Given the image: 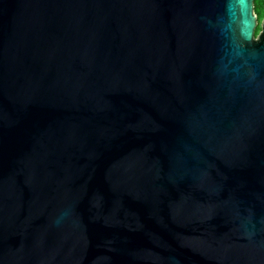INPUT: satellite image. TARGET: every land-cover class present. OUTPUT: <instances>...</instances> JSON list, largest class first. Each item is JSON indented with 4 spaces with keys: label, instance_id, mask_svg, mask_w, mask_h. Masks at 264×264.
Here are the masks:
<instances>
[{
    "label": "water",
    "instance_id": "1",
    "mask_svg": "<svg viewBox=\"0 0 264 264\" xmlns=\"http://www.w3.org/2000/svg\"><path fill=\"white\" fill-rule=\"evenodd\" d=\"M232 3L0 0V264H264V25L239 53Z\"/></svg>",
    "mask_w": 264,
    "mask_h": 264
},
{
    "label": "clouds",
    "instance_id": "2",
    "mask_svg": "<svg viewBox=\"0 0 264 264\" xmlns=\"http://www.w3.org/2000/svg\"><path fill=\"white\" fill-rule=\"evenodd\" d=\"M233 10L235 14L231 17L228 30L233 46L242 54L246 44L258 37V29L264 25V20L257 16L254 0H233L230 12Z\"/></svg>",
    "mask_w": 264,
    "mask_h": 264
},
{
    "label": "rangeland",
    "instance_id": "3",
    "mask_svg": "<svg viewBox=\"0 0 264 264\" xmlns=\"http://www.w3.org/2000/svg\"><path fill=\"white\" fill-rule=\"evenodd\" d=\"M254 5L257 16L264 20V0H254ZM260 31L261 27L258 29V34Z\"/></svg>",
    "mask_w": 264,
    "mask_h": 264
}]
</instances>
